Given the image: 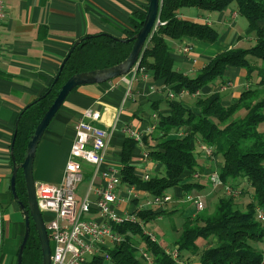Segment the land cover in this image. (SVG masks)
I'll use <instances>...</instances> for the list:
<instances>
[{
    "label": "trees",
    "instance_id": "16d2710c",
    "mask_svg": "<svg viewBox=\"0 0 264 264\" xmlns=\"http://www.w3.org/2000/svg\"><path fill=\"white\" fill-rule=\"evenodd\" d=\"M233 3L238 13L246 17L256 43L251 47H231L218 53L194 77L176 69L168 39L190 37L214 42L220 38L219 30L212 25L179 18V10L197 7L208 12L223 11ZM147 6L131 13L129 24L132 28L125 29L120 39L102 31L81 37L56 83L22 110L14 144L18 163L23 161L32 133L68 78L115 65L129 55L133 41L123 39L134 36L141 28ZM158 17L165 24L158 26L149 37L140 56V66L154 79L164 80L176 93L182 89L190 93L200 91L223 78L230 66L245 69L247 79L255 72L258 78L255 84L242 91L236 103L229 106L223 104L219 92L198 98L196 107L199 112L181 102H170V112L159 114L157 128L152 133L155 144L148 147V158L159 162L164 172L151 175L148 180L138 176L136 166L132 164L136 142L127 137L120 153L122 183L135 185L150 196L164 195L174 187L181 188L182 198L186 193H200L206 185L190 181L194 172L202 170L195 154V143L199 138L202 144L212 149L213 155L222 157L219 171L222 181L235 187L247 180L253 188V199L244 208L240 206V198L224 194L213 214L196 213L186 217L174 245L178 249V258L167 254L162 244L153 241L138 222L125 221L116 226L125 236L111 249L109 264H150L140 255L141 249L151 255V264H264L263 247L257 245L264 244V222L256 213L258 206L264 209V95L260 93L264 89V0H162ZM180 127L189 128V131L174 134L173 131ZM236 180L239 182L235 184ZM16 191L27 206L26 183L21 169L16 178ZM240 191L242 195L245 193L244 189ZM177 210L152 207L134 212L146 223ZM30 226L22 264H42L41 244L32 220ZM200 238L207 240L203 247L198 244ZM184 252H189L190 256H185ZM17 254L18 250L10 264H18ZM191 257L195 259L190 261ZM88 264H105V261L96 256Z\"/></svg>",
    "mask_w": 264,
    "mask_h": 264
},
{
    "label": "crops",
    "instance_id": "0c3cea01",
    "mask_svg": "<svg viewBox=\"0 0 264 264\" xmlns=\"http://www.w3.org/2000/svg\"><path fill=\"white\" fill-rule=\"evenodd\" d=\"M147 5L148 0H6L5 19L0 28V198L4 203V210L9 206L12 214L7 216L5 213L6 235L0 264L6 263L7 236L11 233L14 240L7 262L10 264L11 257L20 246L13 249L18 240V231L23 226L25 232L22 214L10 191V147L19 115L27 105L46 93L77 39L100 31L120 37L125 29L132 28L129 24L131 13L143 10ZM230 9V6L227 7L217 16L208 11L203 13L197 7H183L179 10V18L204 22L215 28V25H223L225 28L220 32V38L214 42L190 37L168 39L176 69L192 77L191 74L202 69L218 53L236 47V43L232 42H239L244 35L238 31L241 24L238 23L237 9ZM247 26L245 35L249 36L252 30L249 24ZM186 44L190 46V50L184 52ZM246 74L245 69L230 66L223 78L204 86L197 95L180 96L164 80L154 79L150 72L145 77L132 70L105 83L78 86L68 94L40 140L33 165L34 178L38 179L36 181L52 184L62 181L75 136V123L86 111L92 110L100 114L94 122L109 132L108 151L95 176V166L85 165V178L78 186L77 198L83 199L93 182L103 183V171L116 167L121 173V148L129 137L126 126L142 134V140L135 141L132 164L136 166V174L148 180L151 175L162 172V165L145 158L143 153L148 151L149 145L155 144L152 133L157 128L159 114L170 112V102H181L199 112L196 107L197 99L219 92L223 97V104L232 105L239 100L242 91L252 85ZM244 76L246 79H243ZM237 85L244 88L235 92L234 87ZM128 89L130 95H127ZM170 92H174L176 96L170 98ZM188 131L189 128L180 127L173 133L181 135ZM196 142L202 144L199 138ZM198 153L202 157V174L196 171L191 177L204 179L207 188L210 186L208 178L213 172V165L220 168L223 159L219 155H204L202 151ZM128 186L121 183L118 189L121 201L116 205V210L120 214L138 210L141 202L149 196L136 186L137 194L130 195ZM167 193L174 199L166 208L180 210L179 206L184 203L180 197L181 188H171ZM89 199H96L94 191L90 192ZM93 212L91 216H97Z\"/></svg>",
    "mask_w": 264,
    "mask_h": 264
},
{
    "label": "built area",
    "instance_id": "2783aa9c",
    "mask_svg": "<svg viewBox=\"0 0 264 264\" xmlns=\"http://www.w3.org/2000/svg\"><path fill=\"white\" fill-rule=\"evenodd\" d=\"M5 2L6 0H0V28L5 19ZM163 24L165 22L158 17L153 31ZM189 50L190 46L186 44L183 51ZM132 71L140 72L145 77L148 75V71L140 66V61L132 68ZM198 93L199 91L190 93L188 90L182 89L179 95H197ZM127 95H130V89H128ZM169 96L174 98L176 94L170 92ZM99 115L98 111L88 110L83 117L76 121L75 136L72 140L62 181L59 184L35 181L36 199L51 244V264H88L96 256L111 261V249L121 243L125 236L124 233L117 230L116 226L125 221L138 222L142 228L145 224L134 211L125 214L117 212L116 205L121 201L118 189L122 183V177L120 170L116 167L103 171V183L93 182L89 186L87 195L81 200L77 198L78 186L85 178V165L95 166V176L99 173L98 168L107 156L109 132L94 122L99 118ZM89 118L91 119L89 120ZM125 129L128 136L135 141L142 140L140 132L128 126ZM201 148L206 154H212V149L206 144H201ZM143 156L148 157V151H144ZM209 179L214 188H224L227 195L238 196L241 192L237 187L225 184L219 174L212 173ZM91 191L96 194L94 201L89 199ZM128 193L133 196L137 194L135 185L128 186ZM172 200L173 196L168 193L160 196L149 195L141 202L138 209L166 208ZM183 200L194 203L197 210H202L205 206L203 195L199 192L186 193ZM93 211L97 216H91L94 214ZM256 213L257 218L264 222V209L258 206ZM5 223L4 205L0 200V257L6 235ZM146 234L153 241H157L152 233ZM164 250L167 254L178 258L177 247H164ZM140 255L148 263H152V257L148 252L141 249Z\"/></svg>",
    "mask_w": 264,
    "mask_h": 264
},
{
    "label": "water",
    "instance_id": "95a60500",
    "mask_svg": "<svg viewBox=\"0 0 264 264\" xmlns=\"http://www.w3.org/2000/svg\"><path fill=\"white\" fill-rule=\"evenodd\" d=\"M161 3L162 0H148L146 16L141 28L137 31V33L134 36L123 39L126 42L133 41L132 49L129 55L123 61L109 67L99 68L84 73H77L72 75L70 78L66 80V82L62 85L61 89L59 90L57 96L55 97L53 103L47 109V111L41 118L40 122L36 126L34 132L32 133L27 143L24 159L20 163L16 161L14 156V144H15V139L18 131V125L21 114L19 115L15 124L14 134L10 147V156L12 161L10 190L13 198L19 205L25 224L24 236L19 246L18 254H17L18 264H22L23 251L25 249V246L27 244L31 232V226H30L31 220L35 225L40 240L41 250H42V264H51V252H52L51 244H50V239L46 228V224L36 199L35 178L33 174V165L36 157V152L46 128L48 127L50 121L53 119V117L60 109L61 105L63 104L68 94L74 88L85 84L105 83L117 77L123 76L132 70V68L140 60L141 53L143 52L144 47L146 46L147 41L153 32V28L159 16ZM116 38L120 39L119 37ZM81 40L82 38L77 39L74 42L73 46L69 49L68 54L64 58L61 67L57 75L55 76L52 84L56 83V81L58 80L60 71L63 65L65 64L68 56L72 53L75 46L78 45ZM20 169L23 172V176L26 183L27 206L19 199L16 191V178L18 175V171Z\"/></svg>",
    "mask_w": 264,
    "mask_h": 264
},
{
    "label": "rangeland",
    "instance_id": "374dc122",
    "mask_svg": "<svg viewBox=\"0 0 264 264\" xmlns=\"http://www.w3.org/2000/svg\"><path fill=\"white\" fill-rule=\"evenodd\" d=\"M230 8L236 9V4L235 3L231 4ZM200 11H202L203 13H206L203 10H200ZM219 12L220 11H213L211 14L214 16H217V14ZM238 23L241 24L238 27V31L244 35V38H242L239 42H232V43L233 44L236 43V47H240V48H247V47L253 46L256 43L255 34L253 32H251L249 34V36L245 35L246 34L245 33L246 27L248 28V26H247L248 21H247L246 17L239 14L238 15ZM215 26L219 30V32H222L223 28H225L223 25L222 26L215 25ZM170 44L172 45L171 41H170ZM200 70H201V68L198 69L194 74H191V76L192 77L196 76L200 72ZM257 78H258V75H257V72H255L253 74V76L249 79L250 83L252 85L255 84V82L257 81ZM243 79H246V77L244 76ZM218 80L219 79H216L213 82L216 83V82H218ZM234 88L236 90L235 92H240L244 87H242V85H237ZM260 91H262L260 93L262 95H264V89L260 90ZM197 143L198 142L195 143V153H196V158L201 165L202 164V157L199 155L198 152L202 151L204 155H206V152L200 148L201 144H199V143L197 144ZM212 155L213 154H210V156H212ZM212 168H213V172H211V174L212 173L219 174L220 168L215 167L214 165ZM163 172H164V167L162 166V172L161 173H163ZM197 172L202 174L201 170H198ZM36 180H38V179L35 178V181ZM190 181L200 182L202 184L207 185L205 180L202 179L201 177H191ZM236 181H235V184L239 182L238 180H236ZM208 182H209L208 184L210 186H208L207 188H204L200 192L203 195V201L205 204L204 210H197L194 203L184 201L182 206H179V208L181 207V209L180 210L178 209L174 214L163 215V216L156 217L155 219H152V220L146 222L143 226V231L145 233H148V232L152 233L156 237L157 242L162 244L163 247L174 248L175 247L174 246L175 241L177 240V238L179 237V235L182 231L184 219L186 217L193 216L196 213L210 214V215L213 214L215 212L216 205L218 203L219 198L221 196H223L224 194H226L224 188L219 189V187H217L218 190H215V191L211 190L210 188H212V189H215V188H214V186H213V184L209 178H208ZM232 183H234V181ZM235 187H237V189H239V190H243V189L245 190V193L243 195L240 193L239 196H237L238 198H240V199H238L240 202V206L245 208L246 204L249 203L253 199V188L247 180H242ZM78 199H79V197H78ZM173 199H174V197H173ZM175 207H177V204H175ZM5 213L7 214V216H11L12 213H11L9 206H6ZM10 219H12V217ZM23 235H24V228L22 226V229L20 230V232L18 231V235H17L18 240H17V243L14 245V248H13L14 250H16L17 246L20 245L19 242H21ZM13 242H14V240H13L11 233H10V236H7V242H6V251H8V252H7V258H6L5 264H7L8 259L10 258L9 252L12 250ZM206 242H207V240H205L203 238H200L198 240V244L200 245V247H203V245L206 244ZM257 245L260 248L264 246V244L261 242L257 243ZM13 255H15V252ZM184 255L190 256V253L184 252ZM192 259H195V258L191 257L190 261ZM104 261H105V264H109V261H107L105 259H104Z\"/></svg>",
    "mask_w": 264,
    "mask_h": 264
},
{
    "label": "flooded vegetation",
    "instance_id": "af4514ba",
    "mask_svg": "<svg viewBox=\"0 0 264 264\" xmlns=\"http://www.w3.org/2000/svg\"><path fill=\"white\" fill-rule=\"evenodd\" d=\"M11 191V190H10ZM12 194V193H11ZM13 201L17 204V206L19 207L18 203L15 201V199L13 198ZM20 211V208H19ZM21 212V211H20Z\"/></svg>",
    "mask_w": 264,
    "mask_h": 264
}]
</instances>
